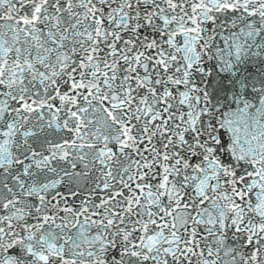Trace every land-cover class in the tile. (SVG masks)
<instances>
[{
    "label": "snow or ice",
    "instance_id": "1",
    "mask_svg": "<svg viewBox=\"0 0 264 264\" xmlns=\"http://www.w3.org/2000/svg\"><path fill=\"white\" fill-rule=\"evenodd\" d=\"M0 264H264V0H0Z\"/></svg>",
    "mask_w": 264,
    "mask_h": 264
}]
</instances>
